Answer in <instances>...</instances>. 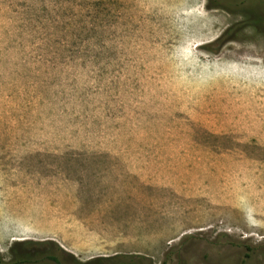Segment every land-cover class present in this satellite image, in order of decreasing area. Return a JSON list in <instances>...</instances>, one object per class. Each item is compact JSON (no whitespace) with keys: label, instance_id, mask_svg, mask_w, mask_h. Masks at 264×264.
Here are the masks:
<instances>
[{"label":"rangeland","instance_id":"rangeland-1","mask_svg":"<svg viewBox=\"0 0 264 264\" xmlns=\"http://www.w3.org/2000/svg\"><path fill=\"white\" fill-rule=\"evenodd\" d=\"M207 6L0 0L4 260L264 264V29Z\"/></svg>","mask_w":264,"mask_h":264},{"label":"trees","instance_id":"trees-1","mask_svg":"<svg viewBox=\"0 0 264 264\" xmlns=\"http://www.w3.org/2000/svg\"><path fill=\"white\" fill-rule=\"evenodd\" d=\"M209 9H221L228 13H239L242 19L230 27H228L223 34L218 37L212 44L206 48L209 49L214 44H221L224 41H231L228 37L236 33L239 29L244 27H252L257 30L264 29V1L261 0H207ZM15 245L23 247L22 251L16 252ZM34 245L33 242H16L9 249V259L4 260L0 256V264H38L39 262L46 261V264H63L55 253L51 250L44 251L42 254L32 252L26 246ZM37 245V244H36ZM25 247V248H24ZM26 249V250H25ZM99 261V260H98ZM96 261L95 263L97 264Z\"/></svg>","mask_w":264,"mask_h":264}]
</instances>
